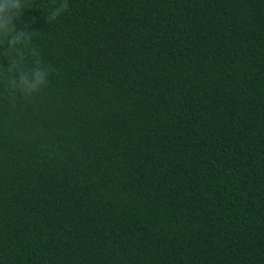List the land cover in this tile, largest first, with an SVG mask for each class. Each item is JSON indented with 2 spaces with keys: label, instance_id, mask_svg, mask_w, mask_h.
Masks as SVG:
<instances>
[{
  "label": "trees",
  "instance_id": "16d2710c",
  "mask_svg": "<svg viewBox=\"0 0 264 264\" xmlns=\"http://www.w3.org/2000/svg\"><path fill=\"white\" fill-rule=\"evenodd\" d=\"M20 3L0 264H264V0Z\"/></svg>",
  "mask_w": 264,
  "mask_h": 264
},
{
  "label": "clouds",
  "instance_id": "9594fccd",
  "mask_svg": "<svg viewBox=\"0 0 264 264\" xmlns=\"http://www.w3.org/2000/svg\"><path fill=\"white\" fill-rule=\"evenodd\" d=\"M22 7L20 0H2L0 2V27L5 25H11L15 17L20 15L18 11ZM68 5L65 3L60 9L54 13V15H59L62 11H66ZM7 17V19H5ZM47 82V74L42 69H34L33 79L30 81L27 76L20 77V83L26 86V91L28 93L35 92L39 89L40 85Z\"/></svg>",
  "mask_w": 264,
  "mask_h": 264
}]
</instances>
